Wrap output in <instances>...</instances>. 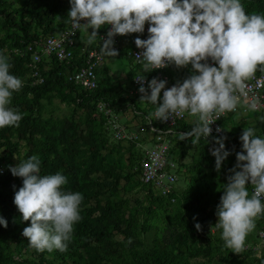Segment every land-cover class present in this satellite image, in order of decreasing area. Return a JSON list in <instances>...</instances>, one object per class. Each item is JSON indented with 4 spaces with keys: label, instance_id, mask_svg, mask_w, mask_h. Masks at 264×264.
Wrapping results in <instances>:
<instances>
[{
    "label": "trees",
    "instance_id": "16d2710c",
    "mask_svg": "<svg viewBox=\"0 0 264 264\" xmlns=\"http://www.w3.org/2000/svg\"><path fill=\"white\" fill-rule=\"evenodd\" d=\"M240 2L247 14L264 15V0ZM69 10V0H0V54L9 57L10 74L26 79L31 57L26 51L27 45L65 31L69 23L61 20L67 18ZM105 28L98 30V37ZM80 34L75 39L71 61L44 58L39 64L43 82L35 86L27 84L13 93L10 106L23 114L19 126L0 128V166L4 170L0 175V216L7 221L6 228L0 226V264H198L192 262L197 259L205 260L200 264H264V258L257 257L252 249L243 248L240 253H233L225 248L220 231L214 228L223 184L230 175L229 169L236 164L243 129L253 128L257 136L264 138V115L248 111L244 115L228 114L221 119V137H226L225 150L230 155L219 171L209 147L212 144L218 147L214 141L220 137L209 136L207 141L201 137L195 144L192 143L194 137L180 140L179 134L191 131L196 118L192 123L179 122L168 136V160L183 170L182 186L180 189L174 185L172 193L166 197L157 196L151 186L139 181L143 156L139 145L155 143L156 136L150 131L149 123L160 130L165 127L149 115L154 105L137 97H124L126 91L117 92L106 75V64L96 70L97 88L94 90L82 89L68 80L84 65L88 51L101 52L98 38L89 44L88 40L83 42ZM14 49H19V53H14ZM130 51L120 49L117 56H104L106 61L122 58L133 65L128 76L132 83L136 73H151H145L133 62ZM169 68L175 70L169 73ZM168 69L174 83L182 82L191 74L190 66L182 68V72L175 66ZM262 69L264 65L257 66L259 73H264ZM52 100L67 106L69 113L64 116L46 113V105ZM100 102L107 104L114 115L130 106L140 112L138 119L142 129L133 135L134 139H114L108 118L98 112ZM32 155L40 158L41 175L59 171L68 178L63 190L80 192L83 196L82 219L74 224L72 240L64 252H38L22 235L30 221L21 220L13 203L22 178L12 176L9 166L18 165ZM186 185L189 189L185 192L182 188ZM139 192L147 195L146 202L134 198ZM172 200L180 204L178 214L157 238L146 244L143 235L147 233L153 207L160 208ZM197 223L201 225L199 231L195 228ZM262 227L263 221L257 217V237L251 241L246 237L244 246L258 243V231Z\"/></svg>",
    "mask_w": 264,
    "mask_h": 264
},
{
    "label": "clouds",
    "instance_id": "9594fccd",
    "mask_svg": "<svg viewBox=\"0 0 264 264\" xmlns=\"http://www.w3.org/2000/svg\"><path fill=\"white\" fill-rule=\"evenodd\" d=\"M69 3L67 18L57 19L70 23L73 29H82L89 44L100 39L99 29L110 26L107 39L100 45L103 54L117 56L113 37L143 34L147 23L148 38L142 40L137 36L134 41L141 50L135 57L145 73L169 66L177 69L191 66V74L170 88H166V80L154 77L147 82L146 89L145 76L136 78L141 84L140 101L155 106L150 116L162 123L185 113L196 118L191 131L179 134L180 140L194 137L195 144L203 137L207 141L212 132L210 125L216 121L213 114L218 117L234 112L240 96L247 94L245 82L258 65H264V15L247 14L240 0H69ZM11 68L9 57L0 54V128L18 127L23 119V114L10 106L13 93L23 87L22 79L10 74ZM250 108L255 110L257 104L253 102ZM225 139H216L218 147L211 149L217 171L230 155L225 150ZM240 141L242 149L236 153V164L229 169L230 175L223 184L214 225L220 231L224 247L233 253L243 251L256 218L264 214V138L257 136L253 128H245ZM40 166L37 155L9 166L12 176L22 178L13 203L21 220L30 221L22 232L30 247L38 252H64L72 240L74 224L82 219L83 196L80 192L63 190L68 182L66 175L59 171L41 175ZM0 226L7 227L2 216ZM195 228L199 231L201 225L197 223Z\"/></svg>",
    "mask_w": 264,
    "mask_h": 264
},
{
    "label": "built area",
    "instance_id": "2783aa9c",
    "mask_svg": "<svg viewBox=\"0 0 264 264\" xmlns=\"http://www.w3.org/2000/svg\"><path fill=\"white\" fill-rule=\"evenodd\" d=\"M84 23V21H81ZM148 24H145V30L143 34H131L136 39L139 36L140 39H147ZM110 30V26H106L105 32L100 35L99 44L102 46L105 39H107V32ZM82 29H73L69 23L68 28L59 35L48 36L42 38L38 41H34L31 44L27 45L26 51L31 53L29 69L30 72L27 75L26 79H22L23 86L30 84L35 86L43 82V77L40 73L39 64L44 58L55 57L60 62H69L73 59V47L75 44V39L77 34L82 32ZM75 33V34H73ZM119 37H113V48L117 51L119 50ZM141 50L137 49L135 43L132 46L130 51V56L133 62L142 67V64L135 57L137 53ZM14 53H19V49H14ZM106 62L105 56L102 52L97 50H90L86 54L84 65L78 68L73 74L68 77V80L74 83L76 86L85 89V90H94L97 88V74L96 70L104 65ZM212 63L211 60L208 61ZM143 68V67H142ZM167 68L157 69L151 71L150 75L145 76L144 87L147 89V82L152 78H158L166 80V88L173 86L170 76L167 73ZM141 73H136L132 78L131 89L127 93L126 97H137L140 99L141 94L138 89L141 84L136 80L140 77ZM246 95L240 96V103L238 104L236 110L230 113L220 114L216 117L214 113V118L216 121L210 125L212 132L211 137H221L223 134L221 119L228 116V114H247L248 111H254L262 113L264 115V73L254 72L252 77L246 82ZM163 95V90L161 92V98ZM255 102L257 108L252 110L250 104ZM97 109L99 113L104 114L108 118V125L113 131V137L116 140H132L134 139L133 135L128 133L125 127L118 123L116 115L112 113L108 105L105 103H98ZM188 114L185 113L183 116H173L172 119H169L166 122H160L152 116V119L160 122L165 130H160L155 128L149 123V129L154 133L155 143L150 148L143 149V156L139 164V181L143 185L151 186L153 193L157 196H168L172 193L173 187L177 182V172L178 166L168 160V151H169V140L168 136L172 135L174 130L173 128L181 121L186 120ZM217 129H220L218 132ZM182 133V132H181ZM215 145H211L209 150ZM242 144L237 149L238 152L241 151ZM4 173V170L0 166V175ZM250 193L252 191L251 186H249ZM262 203H264V198H262ZM259 218L263 221V227L258 231L259 241L256 246L253 248L256 251L257 257L264 258V214L260 215Z\"/></svg>",
    "mask_w": 264,
    "mask_h": 264
},
{
    "label": "rangeland",
    "instance_id": "374dc122",
    "mask_svg": "<svg viewBox=\"0 0 264 264\" xmlns=\"http://www.w3.org/2000/svg\"><path fill=\"white\" fill-rule=\"evenodd\" d=\"M91 31L92 30L89 29V34L91 33ZM80 33H81L80 34L81 39L83 40V42H86L88 40V35L84 31H82ZM116 62L117 61H114V60H110V61L107 62V65L109 66V77H111L110 80L113 82V84L114 83L116 84V81H120L121 78H123L124 83H127L128 80H129L128 76H129L130 70H132L134 68L133 65L129 64V62L127 60H125V59L118 60L117 63H119V64L123 63L125 70H129L128 73L126 72L127 75H125L124 77H121L120 76V70L118 69L117 66H115ZM106 75L108 76V72H107ZM105 78L108 79L107 77H105ZM46 106H47L46 113L47 112L48 113H52V114H55L57 116L67 115L69 113V111H70V109L67 106H65L63 104H60L58 100H52L51 103H49V104L47 103ZM193 120L190 119V118L186 119L187 123H190L191 121L193 122ZM121 124L123 125L124 123H121ZM128 133H130V132H128ZM110 134H111V131H110ZM132 135H134V134H132ZM139 146L142 149H144V148H147V147L150 148L152 145L142 143ZM0 154H2V150L0 151ZM186 163H187V161L184 160L183 164L186 165ZM181 173H183V170L180 171V168H178V172H177V174H178L177 175L178 184L176 182L175 188L180 186L179 188L181 189L182 182H183V179H184L183 177H180ZM187 187H188L187 185L184 186L182 188V190H184L186 192V190L189 189ZM134 196H135L134 198L139 199L140 201H143V202H146V200H147V195L144 192H139V193L135 194ZM178 203L179 202H176V201L172 200L170 202V204L162 206L160 208L155 209V207H153V214H152L151 217L148 218V222H147V230H146L147 233L143 235V239L145 240L146 244L149 245V243H151V241L154 238H157V235L161 232V230L164 229L165 225L170 224V222L173 219V217L176 214H178L179 207H180V204H178ZM177 221H179V220L177 219ZM247 237H249L250 241L257 237L255 228H254V230L252 232H250L247 235ZM253 246L255 247L256 245L249 244V246H244V249H246V250H251L252 249L251 251L256 253V251L253 249ZM192 262H196V263L200 264V263H205V260L197 259L196 261L192 260Z\"/></svg>",
    "mask_w": 264,
    "mask_h": 264
},
{
    "label": "crops",
    "instance_id": "0c3cea01",
    "mask_svg": "<svg viewBox=\"0 0 264 264\" xmlns=\"http://www.w3.org/2000/svg\"><path fill=\"white\" fill-rule=\"evenodd\" d=\"M134 41H135V38L131 34L126 35V36H120L119 37V46H120L119 47V50L120 49H128L130 51L132 49V46L134 44ZM120 59H122V58H117L114 61H117L118 62V60H120ZM108 61H110V60H107L105 62V64H106V67H107V72H108V77H109V66L107 65V62ZM117 62L115 64V66H117L118 69L120 70V76L121 77H124L125 75H127V73L129 72V70H125L123 63L119 64ZM172 70L174 71L175 68H172V69L169 68L168 69V72L170 73V72H172ZM177 71L182 72V68L177 69ZM130 72H131V70H130ZM184 72H186V71H184ZM110 79H111V77H110ZM112 84H113V82H112ZM113 86L114 87H117V92L123 93V92L126 91V93H124V97H126L127 93L131 89V82H130V80H128L127 83H124L123 78H121V80L120 81H116V84L114 83ZM144 107L145 106L143 105L142 108H144ZM144 110H146V108H144ZM135 114H137L138 116L137 115L135 116ZM139 115H140V112H138L135 109L134 106H130V107L126 108L125 111H123L120 114L116 115V117H117V120H118V123L119 124L124 123L123 124L124 126L122 124L121 125L123 127H125V129L128 132H130V134L137 135L138 134V131L140 129H142L141 128V120L138 119ZM188 117L190 119H192V120L195 119V117H192L190 115H188ZM188 117H187V119H189ZM190 123H192V121Z\"/></svg>",
    "mask_w": 264,
    "mask_h": 264
}]
</instances>
